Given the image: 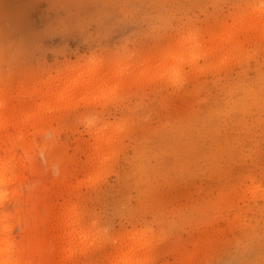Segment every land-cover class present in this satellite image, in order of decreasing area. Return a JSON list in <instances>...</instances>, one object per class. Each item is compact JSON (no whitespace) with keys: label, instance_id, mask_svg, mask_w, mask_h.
Instances as JSON below:
<instances>
[{"label":"rangeland","instance_id":"rangeland-1","mask_svg":"<svg viewBox=\"0 0 264 264\" xmlns=\"http://www.w3.org/2000/svg\"><path fill=\"white\" fill-rule=\"evenodd\" d=\"M160 2L0 0V235L19 264L264 260V109L219 107L226 81L257 75L264 6L176 0L203 59L168 89L184 25L150 15ZM65 86L76 100L50 98Z\"/></svg>","mask_w":264,"mask_h":264},{"label":"clouds","instance_id":"clouds-1","mask_svg":"<svg viewBox=\"0 0 264 264\" xmlns=\"http://www.w3.org/2000/svg\"><path fill=\"white\" fill-rule=\"evenodd\" d=\"M261 4L264 6V0H261ZM149 7L151 9L150 15L166 16L170 24L175 21L184 25L185 40L183 47L180 49V55L171 58L167 66L159 69L161 84L168 89H179L190 82L193 74L197 72L198 64L203 59L196 51L199 46L196 39L197 23L193 20L184 23L182 17H177L173 13V9L180 8L176 0H173V2L164 0V2L154 3ZM261 20L264 23V11L261 13ZM23 42L28 43L27 39ZM34 51L39 54V58H43L45 50L42 44H37ZM262 61H264V40L256 47L247 61L249 66L252 62L259 65L256 70L257 75L254 78H249L247 75L248 68H245L239 78L226 81L219 92L221 97L219 107L230 108L251 94L260 108L264 109V63ZM261 214L264 215V209L261 210ZM257 237L261 252L264 253V225L259 228ZM2 251L0 249V252ZM0 264H12V262L0 259ZM222 264H264V260H231L224 261Z\"/></svg>","mask_w":264,"mask_h":264},{"label":"bare ground","instance_id":"bare-ground-1","mask_svg":"<svg viewBox=\"0 0 264 264\" xmlns=\"http://www.w3.org/2000/svg\"><path fill=\"white\" fill-rule=\"evenodd\" d=\"M231 33H232V31H231ZM224 37H226V35ZM199 47H201V45ZM197 53L199 55L200 54L202 55V52L201 53L197 52ZM177 54H178V52L174 53L173 57L180 55V54H178V55ZM91 64L96 65L97 63L92 62ZM92 78H94V80H95V77H93V75H91V80H92ZM99 80L98 81L95 80V82L90 81V82H92L91 83L92 87H91L90 91L88 92V95L91 94L94 98H99V95L104 93L103 89L105 88V86L107 84L105 78L101 79V81H99ZM117 81H119V83L121 82V80H119V79ZM83 83L86 84L87 81L83 82ZM65 88L68 91H55L52 93L50 98L52 97V98L66 99V101H68V102L76 100L77 99L76 96H72L69 94V87L65 86ZM83 94H80V96ZM2 98H6V97L4 96L3 92H0V122H1V126L4 127L6 125L5 121H6V118L8 117V112H7V102H5V100ZM13 120L16 121V119H13ZM7 179H8V167L6 164L0 163V186L3 183H5L7 181ZM0 249L3 250L2 252H0V259L8 260V261L12 262V264H19L20 260L15 257V254L12 251L11 242L8 239H6V237H4L3 235H0Z\"/></svg>","mask_w":264,"mask_h":264}]
</instances>
